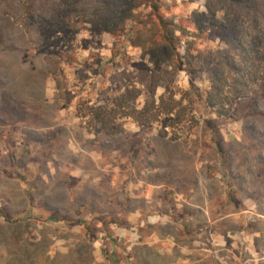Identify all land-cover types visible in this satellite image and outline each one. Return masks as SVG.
Returning a JSON list of instances; mask_svg holds the SVG:
<instances>
[{"label":"rangeland","instance_id":"374dc122","mask_svg":"<svg viewBox=\"0 0 264 264\" xmlns=\"http://www.w3.org/2000/svg\"><path fill=\"white\" fill-rule=\"evenodd\" d=\"M167 3L164 14L186 24L205 0ZM188 30L182 55L190 41L224 47L217 29ZM131 38L130 29L118 38L82 31L66 49L75 63L56 66L0 11V264H264V84L217 117L194 96L207 78L192 89L182 73L169 94L191 105L197 125L191 113L178 125L160 116L144 129L129 118L118 136L90 133L79 102L142 90L146 61ZM147 98L142 90L137 104ZM164 122L173 124L166 137ZM174 190L184 213H200L173 214Z\"/></svg>","mask_w":264,"mask_h":264},{"label":"trees","instance_id":"16d2710c","mask_svg":"<svg viewBox=\"0 0 264 264\" xmlns=\"http://www.w3.org/2000/svg\"><path fill=\"white\" fill-rule=\"evenodd\" d=\"M169 6L167 0H0V11L19 24L37 51L56 66L61 61L75 63L67 50L82 31L118 38L130 29L131 44L141 49V59L146 61L139 64L137 84L146 90L147 101L139 106L142 90L130 85L110 101L96 105L81 101L76 107L88 132L108 137L122 134V120L129 118L145 129L159 122L160 116L178 125L192 113L188 121L197 125L191 105L183 106L169 94L182 73L189 77L192 89L196 79L207 78L208 90L194 96L217 117L230 115L264 84V0H205L204 11H194L186 24L164 14ZM188 24L194 26L195 38L210 28L219 30L224 47L196 50L190 41L182 55L183 39L190 34ZM50 72L62 90L57 68ZM160 87L165 92L158 95ZM167 127L173 124L164 122L160 136H167Z\"/></svg>","mask_w":264,"mask_h":264},{"label":"crops","instance_id":"0c3cea01","mask_svg":"<svg viewBox=\"0 0 264 264\" xmlns=\"http://www.w3.org/2000/svg\"><path fill=\"white\" fill-rule=\"evenodd\" d=\"M161 187H163V186L162 185H158V186L157 185H153V189L155 190V192H157L159 190V188H161ZM189 196L192 197V193H190ZM181 197H182V195L179 192H177L176 190L173 191V214H197V213H200L198 211V209H200L198 206H195L197 208V210H195V212L197 211V213H195V212H192V213L191 212H189V213L185 212L184 213V210H182L183 206L181 205V203L184 202V198L183 197L181 198ZM156 200H157V198H155V201ZM159 200L162 203H166L167 202V198L161 197ZM159 200L157 202H160ZM148 201L152 202L154 200L151 198V199H148ZM191 204H193V203H190L189 205H191ZM205 213H208V212L206 211Z\"/></svg>","mask_w":264,"mask_h":264}]
</instances>
